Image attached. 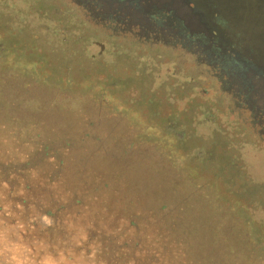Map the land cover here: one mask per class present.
Listing matches in <instances>:
<instances>
[{
  "label": "rangeland",
  "instance_id": "1",
  "mask_svg": "<svg viewBox=\"0 0 264 264\" xmlns=\"http://www.w3.org/2000/svg\"><path fill=\"white\" fill-rule=\"evenodd\" d=\"M85 1L0 0V264H264L254 113Z\"/></svg>",
  "mask_w": 264,
  "mask_h": 264
},
{
  "label": "flooded vegetation",
  "instance_id": "2",
  "mask_svg": "<svg viewBox=\"0 0 264 264\" xmlns=\"http://www.w3.org/2000/svg\"><path fill=\"white\" fill-rule=\"evenodd\" d=\"M100 1L104 4L101 5L98 0H86L85 2L93 8H89V11L97 9L98 12H95V14L100 15L102 20H122L126 25L124 31L132 33L131 26H133L134 21L141 23L147 29L142 26L138 27L144 34L138 33L139 37L147 36L145 39L149 42L152 38V41H150L152 44L171 45L172 48H182L195 55L199 64L213 70V75L220 80L221 85L227 87L224 90L233 94L234 98L240 101V107L243 110L250 109L252 114L254 113V118L257 123L259 122L264 134V99H262L264 91L261 90L262 95L255 93L247 86V83L237 76L238 72L234 67L235 55L227 45L214 37V34L205 35L190 30L179 17L172 14L173 11L154 7L149 0ZM105 7L117 14L112 16V11L107 14ZM121 16L123 18L120 19ZM218 22L224 25V23ZM239 85L244 90L239 91L236 87Z\"/></svg>",
  "mask_w": 264,
  "mask_h": 264
},
{
  "label": "water",
  "instance_id": "3",
  "mask_svg": "<svg viewBox=\"0 0 264 264\" xmlns=\"http://www.w3.org/2000/svg\"><path fill=\"white\" fill-rule=\"evenodd\" d=\"M173 11L190 30L217 37L235 55L238 77L264 91V0H149ZM224 25L219 24V22ZM264 99V96L262 97Z\"/></svg>",
  "mask_w": 264,
  "mask_h": 264
}]
</instances>
